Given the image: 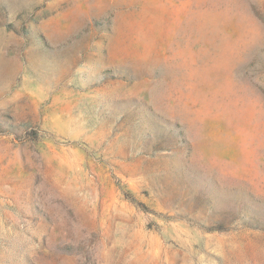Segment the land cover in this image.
I'll list each match as a JSON object with an SVG mask.
<instances>
[{
  "label": "rangeland",
  "instance_id": "1",
  "mask_svg": "<svg viewBox=\"0 0 264 264\" xmlns=\"http://www.w3.org/2000/svg\"><path fill=\"white\" fill-rule=\"evenodd\" d=\"M0 264H264V0H0Z\"/></svg>",
  "mask_w": 264,
  "mask_h": 264
}]
</instances>
